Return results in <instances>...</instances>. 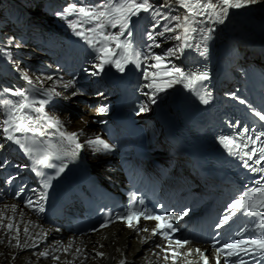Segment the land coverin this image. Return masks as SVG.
I'll list each match as a JSON object with an SVG mask.
<instances>
[{
  "label": "snow or ice",
  "instance_id": "6c2138e0",
  "mask_svg": "<svg viewBox=\"0 0 264 264\" xmlns=\"http://www.w3.org/2000/svg\"><path fill=\"white\" fill-rule=\"evenodd\" d=\"M260 0H180L181 7L187 10V14L183 17L180 16H163L162 19L166 21L163 25V30L157 32L155 35L160 37L165 36L166 33L173 32L175 29H182L181 35H176L171 37L178 41L177 45L173 48H169L164 57L151 53L152 47H160V44L156 43L149 45V51L147 53L138 51L133 47L131 39L132 36V23L133 17H137L141 12H149L153 17L160 16L159 9H154L153 5L149 0H104V3L92 6V7H78L76 4H71L65 7L61 12L56 13V15L61 18H66L70 15L76 14L81 20L78 22H70L69 27L73 29L77 36L83 37V39L92 47V49L98 54L96 59L100 61L99 64H95L94 67L99 69V71L104 70L105 65H114L118 71H125V66L129 63H133L136 67H140L141 57L144 61L148 59H153L156 61V67L162 63L165 57L172 56L177 59L184 54L185 49L195 48L200 56H207L208 54V41L211 39V33L214 29H204L198 28L197 21L194 17L205 16L207 20L211 23L223 24L228 17L230 9H241L249 5L257 4ZM86 21L88 23L95 22V27L89 29L88 31L92 32V36L85 35L84 31L77 30L82 23ZM175 21V25H172V22ZM159 23V22H157ZM110 26L112 28H119V31L116 34L111 32H105V27ZM200 32L202 33L201 40L198 43H192L194 37L193 34ZM96 37H101L102 40H97ZM125 37L124 39H121ZM148 40H155L153 33L149 32L147 34ZM11 40H9V44ZM109 43H114L116 48H119L121 51L119 53V59H113V51L108 50ZM99 45V46H98ZM19 46V45H17ZM0 55L11 59V52L6 50L5 47L0 46ZM87 71V69H85ZM93 75H98L99 72H93ZM159 75L158 73L150 74L145 71L143 74L144 80L148 81L144 85L145 88L150 91L145 92L144 95L148 98V101L151 104L156 103V98L159 93L164 92L167 88H171L174 84H183L185 88L189 91L195 93L199 100L207 104L210 101V95H205L201 92L203 88V81H206L209 76L207 71H188L185 72L179 67L172 65L171 79L164 81L162 83L157 82L155 77ZM23 79H25L30 86L33 85V80L29 77L27 73H23ZM46 79L51 80L52 77L48 76ZM74 81H69L67 84H64L63 87L68 88ZM10 93L13 96L19 97L18 101L4 100L3 103L7 108L8 118L3 121V139L6 142L15 144L22 149L26 155L32 156L36 152L35 148V139L32 143L29 144L21 136H17L16 133H32L33 138L37 136H44L46 133L42 131L43 129H55L54 134H58L62 140H66L69 144L74 147L71 149L70 154L76 156L79 154V150L84 147L83 144L79 143V136L83 135V131L80 132H65L63 130V122L54 116H49L45 111L44 107L49 103L50 99L54 95H59L55 91V88L45 90L43 95L47 99H42L36 101L30 99L28 95V90H12L10 88H0V94ZM77 93L73 92L72 95L75 96ZM241 104H244V100L239 101ZM39 104L36 107V104ZM148 108L147 104H143L140 108V111H146ZM100 113L107 112V109L101 107L98 109ZM30 112L37 113L35 117L30 115ZM253 113L260 121H264V114L260 111L253 110ZM41 121H44L41 125ZM264 128V125L261 126ZM250 131L249 128H244L237 136H222L220 138V143L227 149L229 155L237 157L241 162L244 168L249 169L252 172L264 173V131H254L252 135H248ZM88 146H101L103 150L111 151L110 145L106 144L99 137L95 139H88L86 141ZM259 144V147L255 145ZM6 147L5 143H0V150ZM55 155L56 153H51ZM64 154H69L65 152ZM49 152H44L41 156L35 159V164L38 166L46 167H55L50 162ZM251 162V163H250ZM9 161L5 158L0 161V169L7 166ZM254 165H260V167H254ZM64 167H60L57 170V173L63 172ZM33 172H36L40 176H44V173L40 171L39 167H33ZM11 183V179L8 181ZM50 181L45 179L44 187L49 186ZM257 187L251 189L249 192H246L239 199L227 205V214L219 219L215 227L222 228L229 223V221L241 213L242 215L256 218L253 223L256 230H259L258 235H253L247 240L238 239L232 242L224 243L220 247H217L219 241H216L212 244V248L215 249V264H220L221 257H225L224 264H249L248 260H245V257H249L251 264H264V175L261 176V179L257 181ZM247 197V199H246ZM46 199V195H42L39 201L36 202L38 205V211L43 212L44 208L41 201ZM140 203H143L142 201ZM12 210L15 211L16 205H12ZM27 207H33V201L29 199L27 201ZM23 213H21L22 215ZM187 215V212L181 211L179 214L171 213L167 217H161L155 214H152L146 210L140 211L134 208L133 205H129L125 212L121 215H118L116 219L127 220V226L132 228L134 231L139 234L140 232L149 233L148 237H142L141 243H146L148 239H151L152 236H161L165 241H167L168 246L164 247L157 244L156 247L160 249V252L163 253L162 257H158L164 261L170 259L169 252H171L172 264H176L177 257H189L193 255V251L198 254L204 261V264H209L208 256L205 255L207 249L201 250L196 248L194 250H187L183 253L179 249L185 248L186 245L190 244L191 241L184 239L172 240L168 229L172 233L177 231V228L173 226L170 222L172 220H178L182 216ZM150 219L158 221V223L151 229L148 227L139 228L137 224L139 223L140 218ZM136 221V223H133ZM169 221V222H164ZM103 226V225H102ZM0 227H6L9 233L13 229V224L9 223L4 225L0 223ZM29 229L26 226L24 228V235L27 237ZM13 241L15 243L13 244ZM3 240H0V243H3ZM10 247L16 248H27V247H36L37 245L33 242L29 244L28 240L21 242L19 229L16 230V235L8 239L7 241ZM175 244L176 249H172V244ZM71 247L69 244L68 248H64V251L67 252ZM119 251V249H118ZM76 252L79 253L80 249L77 248ZM38 257H45L51 255L48 251H41L38 254ZM153 255H157L153 253ZM96 256L104 258L105 253L96 252ZM235 259H229L233 258ZM54 260H60L59 256H53ZM87 258V257H85ZM15 259V257H13ZM70 264V262H69ZM83 264V262H81ZM120 264H126L125 260H121ZM188 264H191V261H188Z\"/></svg>",
  "mask_w": 264,
  "mask_h": 264
},
{
  "label": "bare ground",
  "instance_id": "6f19581e",
  "mask_svg": "<svg viewBox=\"0 0 264 264\" xmlns=\"http://www.w3.org/2000/svg\"><path fill=\"white\" fill-rule=\"evenodd\" d=\"M150 3L158 9L161 8L162 11L169 12L172 16L183 17L187 14V10L181 7L180 0H151ZM42 7V2H34L29 7L30 9L25 10L24 20L27 19L32 28L44 25L41 23L44 19L39 15L42 12ZM37 18L39 20L33 23L32 19ZM194 19L197 21L196 26L198 28L214 29L211 33L209 45L215 51V62L219 70V72L217 70V78L222 86L229 81V74L231 76L230 63L227 64L224 59L227 57L230 60L232 52L240 56L244 62L254 61L264 64V30L257 26L258 24L264 26V0L245 8L230 9L223 24L211 23L205 16H197ZM47 23L49 24V22ZM173 33L175 36L181 35L182 29H175ZM201 36L202 33L200 32L194 33L192 43L200 42ZM176 43L178 41L175 40L172 45L175 46ZM28 45L25 49L17 45L6 46L7 48H5L11 52V59L2 56V63L5 64L4 61H6L5 65L10 66V72L18 77L19 83H28L23 79V73H27L33 80L32 86L37 91L43 93L45 90L55 88L59 95L52 97L60 101L63 107L62 109H52L47 114L59 118L64 124L63 129L69 133L82 130L83 135L79 136V140L85 144L88 139L101 138L103 132L92 127L89 109L83 105V100L79 98V93L76 91L74 84L68 88L63 87L71 80L63 76L56 67L48 62H43V58L40 56L42 53L35 51V49L30 51ZM187 53L196 55L198 52L195 48L185 49L184 54L179 59L174 57L173 65L182 69L185 66L184 56ZM37 55L40 57V61L35 62V65L32 66L31 62ZM37 64H41L39 71L36 68ZM48 76H51L52 79H46ZM177 85L174 84L171 88H168V92H173ZM73 92L77 94L73 96ZM74 104L79 105V109L72 115L66 109ZM88 147L86 144L85 150L87 152H89ZM90 148L92 154L88 155V159H99L101 156H99L96 146H90ZM101 174L106 179H117V173L112 169L104 168L101 170ZM12 205H16L15 211L12 210ZM21 213L23 214L21 215ZM0 223L4 225L13 224L10 233L6 227H0V240L4 241L0 243V264H69V262L70 264H81V262L83 264H120L122 259L126 261V264H172L169 263L172 262L171 259L164 261L158 258L163 256L160 250L156 248L159 241L151 237L146 243H141V238L148 237L150 232L137 234L133 229L116 226L95 236L78 237L59 228L49 227L27 211L22 204L11 199H6V202L0 203ZM26 226L29 229L27 237L24 235ZM143 227L151 229L150 226L146 225H142L140 228ZM17 228L19 229L21 242L27 239L29 244L34 242L37 246L23 249L10 247L7 241L16 235ZM14 243L15 241H13ZM69 244H71V247L65 252L64 248H68ZM77 248L80 249L79 253L76 252ZM41 251H48L51 255L47 258L38 257L37 254ZM98 251L105 253V257L96 256ZM153 253L157 255H153ZM53 256H59L60 260H54ZM207 256L210 255L207 254ZM188 261H191V264H199L197 255L195 258H189ZM188 261L186 258L177 259L176 264H188ZM209 264H213L212 260Z\"/></svg>",
  "mask_w": 264,
  "mask_h": 264
},
{
  "label": "rangeland",
  "instance_id": "374dc122",
  "mask_svg": "<svg viewBox=\"0 0 264 264\" xmlns=\"http://www.w3.org/2000/svg\"><path fill=\"white\" fill-rule=\"evenodd\" d=\"M46 1L47 0H0V46L6 47V46L9 45L11 47L12 45H19V46H21L24 49L27 48V46H22V45H20L18 43L16 35L14 34L15 31H16L15 30L16 27L19 25V23H17V21L18 20H21V21L24 20V18H25V10H27L31 5H33L34 2H37V3L38 2H42L44 4V2H46ZM82 1H84V0H82ZM60 2L62 3L64 1L60 0ZM149 2H151V0H149ZM72 4H76L78 7H80V6L86 7L88 4H90V2L86 1L84 3H79V2H76L74 0ZM88 7H92V6L88 5ZM153 8L154 9H158V8H156L154 6H153ZM41 11L42 12L39 15L41 16L42 19L45 20V21L42 20L43 22H48L50 19H52L51 17H49L50 14L48 12H47V14L44 12L43 7H42ZM159 11H160V14H161L160 16L153 17V15L151 14V16H152L151 20L152 21L151 20L148 21V22H150L152 24L153 30L156 33L159 32V31H162L163 30V25L166 23V21L163 20L162 17L163 16H168V17L172 16L169 12H165L164 10L162 11L161 8H159ZM148 14H149V12H141V14L139 16L144 18ZM38 18L37 19H32L33 23H36L39 20ZM76 20H77V18H76ZM25 21L27 22V19ZM157 22H159V23H157ZM28 23H30V22H28ZM174 23H175V21L172 22L173 26H174ZM39 28H41V26L35 27V28H32V29H39ZM49 29H54V28H53V26H51ZM55 33L56 34H60L58 29L55 30ZM170 36L173 37V36H175V34H172V32H171ZM9 40H11L10 44H9ZM174 42H175V39H171V43L174 44ZM176 45H177V43L175 44V46ZM28 46L30 47V51H31V49H35L30 44ZM36 50L37 49H35V51ZM158 50L159 51H157V54H159V56H162V49H158ZM39 59H40V57L37 55V57L31 62V65L34 66L35 62H37V61L39 62L40 61ZM4 62L6 64V61H4ZM173 62H174V57L172 58V65H173ZM240 63L243 64L244 66H248L250 64H255V65L259 64V65L264 67V64L257 63V62H254V61L245 62L246 64H244V61L242 62V59L240 60ZM248 78H249V80H252L251 76H249ZM167 89H166V91H168ZM78 109H79V105L74 104V105H72V107H68L67 110H68V112H70L73 115L75 113V111H77Z\"/></svg>",
  "mask_w": 264,
  "mask_h": 264
}]
</instances>
